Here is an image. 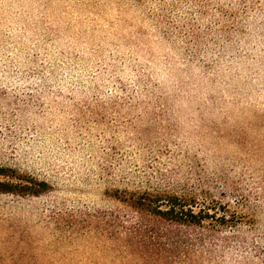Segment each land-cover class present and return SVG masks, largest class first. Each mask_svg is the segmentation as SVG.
Segmentation results:
<instances>
[{
	"label": "rangeland",
	"instance_id": "1",
	"mask_svg": "<svg viewBox=\"0 0 264 264\" xmlns=\"http://www.w3.org/2000/svg\"><path fill=\"white\" fill-rule=\"evenodd\" d=\"M0 180V264H264V0H0ZM156 191L228 224L141 247Z\"/></svg>",
	"mask_w": 264,
	"mask_h": 264
},
{
	"label": "trees",
	"instance_id": "2",
	"mask_svg": "<svg viewBox=\"0 0 264 264\" xmlns=\"http://www.w3.org/2000/svg\"><path fill=\"white\" fill-rule=\"evenodd\" d=\"M38 189H29L27 185L0 180V193L41 192L45 183ZM127 205L133 210L132 232L141 241V247L156 246L167 250L191 249L204 239L213 238L217 232L227 226L228 208L214 201L207 202L196 195H177L164 192H143L131 195ZM162 226L152 227V223ZM138 240V241H139ZM139 241V242H140ZM226 242V240L224 239ZM142 253L149 262L162 260L160 253ZM171 255H175L173 252ZM151 255L153 257H151Z\"/></svg>",
	"mask_w": 264,
	"mask_h": 264
}]
</instances>
